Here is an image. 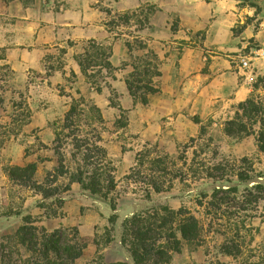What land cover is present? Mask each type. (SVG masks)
Segmentation results:
<instances>
[{"label":"rangeland","instance_id":"1","mask_svg":"<svg viewBox=\"0 0 264 264\" xmlns=\"http://www.w3.org/2000/svg\"><path fill=\"white\" fill-rule=\"evenodd\" d=\"M262 132L264 0H0V264H46L25 225L74 264H264Z\"/></svg>","mask_w":264,"mask_h":264},{"label":"trees","instance_id":"2","mask_svg":"<svg viewBox=\"0 0 264 264\" xmlns=\"http://www.w3.org/2000/svg\"><path fill=\"white\" fill-rule=\"evenodd\" d=\"M261 106L256 104L253 100H248L245 103L240 105V110L243 111L246 115H252L254 113H258L261 111ZM230 135H233L231 131H229ZM258 147L260 151L264 152V132L259 136L257 139ZM244 162H247V159H244ZM59 176L57 177H64L68 174V171H64L62 168L58 170ZM12 176L16 180L23 179L18 173V171H13ZM56 177V178H57ZM28 181L26 185L36 191L38 194L43 195L45 198H52L56 196L59 191L58 187H46L42 184H39L35 181H32V177H27ZM238 178L242 182H246L248 180L253 179L245 172H241L238 175ZM70 183H78L80 185L84 184V178L80 173L71 174V182ZM89 188V187H88ZM65 190H70V185L65 187ZM249 196L253 200H257L258 197L256 195L264 194V185L262 183H256L251 188H247ZM157 191L160 192V189L157 187ZM232 193H238V188L233 187L230 190ZM217 193L214 195L217 198ZM107 198V195L105 196ZM188 213L181 209L179 212H169V217H178L183 216V224L181 226V234L183 238L189 242H194L200 238L201 228L199 226V222L197 219L190 215L186 216ZM112 221L115 220V217H112ZM32 227L30 225L22 226L18 231V236L21 238L22 242L26 244L31 251L37 252L40 251L44 261L46 264H74L76 260H78L87 247L86 244H82L80 242H76L75 244L69 243L68 241H64L65 234L60 230H56L49 235H44V244L41 248H39L38 242H34L32 239H29L31 235L34 233L31 232ZM148 233L136 231V233H132V235L137 239L139 242H145L146 236ZM141 248L144 250L145 255H150L152 252L156 253L155 256L162 254L163 252L159 249L154 251L153 248H147L146 245H142ZM132 256L134 258L135 263L142 264L143 258L145 255H140L138 250H131Z\"/></svg>","mask_w":264,"mask_h":264}]
</instances>
